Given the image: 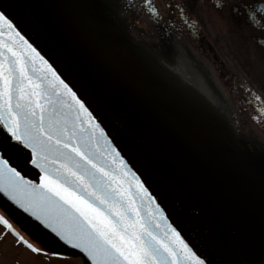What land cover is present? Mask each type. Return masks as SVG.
Wrapping results in <instances>:
<instances>
[{
  "label": "water",
  "instance_id": "obj_1",
  "mask_svg": "<svg viewBox=\"0 0 264 264\" xmlns=\"http://www.w3.org/2000/svg\"><path fill=\"white\" fill-rule=\"evenodd\" d=\"M34 16L0 0V207L20 229L86 264H218L225 233L264 250L253 187L112 104Z\"/></svg>",
  "mask_w": 264,
  "mask_h": 264
},
{
  "label": "flooded vegetation",
  "instance_id": "obj_2",
  "mask_svg": "<svg viewBox=\"0 0 264 264\" xmlns=\"http://www.w3.org/2000/svg\"><path fill=\"white\" fill-rule=\"evenodd\" d=\"M211 1L215 5V16L208 19L201 17L196 7L184 0H162L161 4L154 0H137L135 25H126L124 36H130V30L138 31L136 36L150 39V48L161 54L163 60L166 55L174 58L185 54L194 67L198 66L204 72V76L226 89L234 106L241 102L246 115L241 114L238 128L239 125L245 128L243 134L250 144L246 161L250 167L260 170L259 162L262 163L263 170L258 171L264 174V78L261 77V73L264 76V0ZM95 11L100 12L98 6ZM145 16L148 22L144 21ZM232 27L240 31L243 39L244 50L239 55L228 41ZM138 72L146 84L143 87L156 91L147 100L141 97L143 87L130 91L145 110L162 118L165 115L163 109L167 108L173 117L169 119L171 124L174 125L175 117H178L181 120L175 124L177 127H184L189 133L202 131L203 136L209 131V139L214 143L219 141L217 133L222 139L220 106H213L206 96H198L186 83L167 77L162 70L153 72L152 68L138 67ZM128 74L127 71L126 78ZM158 107L159 115L154 111ZM235 109L239 113V106ZM185 115H189V120L182 119ZM194 117L201 120L195 121ZM161 121L165 122L164 119ZM225 136L228 138V134ZM193 139L200 145L198 138L193 136ZM227 150L231 152L232 147L228 145ZM222 162L230 165L232 160L228 155Z\"/></svg>",
  "mask_w": 264,
  "mask_h": 264
},
{
  "label": "bare ground",
  "instance_id": "obj_3",
  "mask_svg": "<svg viewBox=\"0 0 264 264\" xmlns=\"http://www.w3.org/2000/svg\"><path fill=\"white\" fill-rule=\"evenodd\" d=\"M43 1L46 2V0H43ZM83 1L87 2V0H73V4H72V3H65L63 0H57V2L55 0H49L46 3V5L47 6L49 5L48 7L52 11H54L55 16L58 15V16H60V18L65 19V22L68 24V26L72 30H74L76 33H78L77 36H79L85 42V44L88 45V48H90V50L96 56L101 57L102 60L106 64H108V66H105V68H107V69H104V70L108 75H110L111 79L117 85L116 88L118 90H120V87H122L124 84H126L125 83L126 81H122V79L117 78L115 75L116 74L115 72L120 70L121 65H130L131 64L132 67L128 70L129 74L134 73L137 70L136 74H131L132 76H130V81H131L133 87L135 88V86L138 84V82H140V73L138 72L137 68L140 67L142 69V67L140 65L150 63L148 58H153V61H152L153 72L156 70L164 71V73L167 77L171 76L177 80L183 81L189 87H191L198 96H201V97L206 96V98L209 99L210 103L213 106H215V104L217 105L216 100L214 99V97L212 95H210L208 93V91L206 90V87L204 86L202 80L199 78V76L195 75L196 71L194 69H196L197 71H201V70L199 69L198 66H195V68H194L192 66V64L187 60L185 54H183V53H182V55L176 56V58H170L166 55L165 60H163L161 54H159V53L148 54L149 51L145 48H133L132 47L133 43L131 41H129V43L126 42L124 44V46H122V47H119L118 45L113 44V47L107 53V50L109 47H104L101 40H100L101 39V33L100 32L103 29V25H100L99 21H95V22L90 21L91 16L89 14V9L84 8L81 11L80 8L83 6L82 5ZM121 1L123 2L124 0H120L119 2H121ZM108 2H110V1L106 0V3H108ZM88 3H89V1H88ZM56 4L59 5V8H56ZM63 8H68L66 16H62L61 15V14H63L62 12H61V14L59 13L60 11L63 10ZM149 29H150V27H149ZM85 34H86V36H85ZM137 34H139L138 31L135 33V36ZM112 37L114 38V36H112ZM139 38L144 40L141 37H139ZM135 42H136V38H135ZM102 49H104L105 53L102 51ZM89 57L91 58V60L93 59V57L90 55L86 56V58H89ZM127 61H130V63ZM137 65H138V67H137ZM202 73L204 74V72H202ZM128 75H127L126 80H128ZM115 78H117L122 83L118 84L117 81L115 80ZM212 86L214 88L217 87L215 82L212 84ZM217 89H218V87H217ZM122 91L124 92V95L127 98L131 97V96H127V94L129 92L126 90V88H124ZM140 91L142 92L141 97L144 98L145 100L148 99V96H153V95H155L154 93H156V91H154L153 89H149L147 87H143ZM131 98H133V97H131ZM224 104H225V102H223L221 104V109L223 111L227 109V106H225ZM147 105L150 106V103H147ZM160 106H162V105H160ZM131 107L135 108L136 103H132ZM159 107L154 110L158 115L160 114ZM166 109L167 108L163 109L165 115L162 118L165 120L164 128L177 141H180V142L183 141L186 145L190 146L189 141L188 140H187V142L185 141V135L186 134L190 135V134L184 132V130H185L184 127H181V126L177 127L175 125L181 119L178 117H175V124L171 128V121L169 119H172L173 117L168 114ZM182 119L189 120V115H185ZM193 119H195V121L201 120V118H199V117L197 119H196V117H194ZM195 138H197V137H195ZM190 147H192V146H190ZM236 149H237V146H236ZM194 150L198 153V151L196 149H194ZM232 153L235 154L234 151ZM233 161L236 165L235 166L236 171H234L232 173V176L239 177L241 179H245L248 181H250V179H251L250 183H254V180H256V178L250 177V174L248 172V171H250V169H249L248 165L247 164L242 165L241 163H240L241 165L238 164V162L236 160V155H235ZM224 245L225 246H220V247H222L221 251L216 250V255L219 256V257L216 256L217 261H221V262L225 261L226 263H227V261H229V263H233V264H264V256L263 255H259L256 252H252V251L247 250V249H242V247L236 248L234 246H228V243H225ZM240 248L242 250H240ZM229 263H227V264H229ZM222 264H223V262H222Z\"/></svg>",
  "mask_w": 264,
  "mask_h": 264
},
{
  "label": "rangeland",
  "instance_id": "obj_4",
  "mask_svg": "<svg viewBox=\"0 0 264 264\" xmlns=\"http://www.w3.org/2000/svg\"><path fill=\"white\" fill-rule=\"evenodd\" d=\"M46 1H49V0H46ZM154 1L156 4L162 3V0H154ZM184 1L185 2L187 1L189 5H194L196 9L200 12L201 17H206L210 19L215 16V5L213 1L211 2H209V0H195V1L194 0H184ZM116 6L120 7V5H116ZM56 8H59V5L56 4ZM43 9L45 8L43 7ZM45 11L47 10L45 9ZM128 13H132V12H128ZM50 14L52 15V13ZM124 14L125 12H122V15ZM196 17L201 19L197 15ZM144 21L148 22L146 16L144 17ZM230 30H231L230 38L228 39L229 44L235 46L233 50L239 55L243 53V50H244L243 39L241 37L239 30H237L234 27H232ZM135 38L140 43H144V42H147L149 44L152 43L151 40L147 38L144 40L140 39L139 36H136ZM144 45L147 46L146 44ZM127 62L130 63V61H127ZM127 66L128 68L132 67L131 64ZM132 74H136V71ZM261 77L264 78L262 73H261ZM222 90L226 94V89H222ZM232 106H233V109H235V106H239L240 116L241 114L246 115V112H244L245 108L241 102L235 106H234V103H232ZM238 131L240 134H242L246 130L245 128H242L241 125H239ZM240 144L241 146H244L243 142L241 141H240ZM0 215L3 216V212L1 209H0ZM10 223L7 226L5 225V223L3 224V226L0 225V264H84L81 258L67 259V258H62V257L57 256V254L53 250L45 247L44 245L39 244L38 242L33 240L31 237H29L27 234L22 233V232L19 233V231H21L19 227L15 223H11V224ZM13 231L15 232L13 233ZM16 232H18V234ZM16 235L19 237V239L15 238L17 237ZM227 263H229V261H227ZM229 264H233V263H229Z\"/></svg>",
  "mask_w": 264,
  "mask_h": 264
}]
</instances>
